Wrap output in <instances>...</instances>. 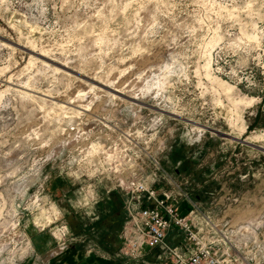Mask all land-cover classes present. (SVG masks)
I'll return each mask as SVG.
<instances>
[{
    "label": "rangeland",
    "instance_id": "1",
    "mask_svg": "<svg viewBox=\"0 0 264 264\" xmlns=\"http://www.w3.org/2000/svg\"><path fill=\"white\" fill-rule=\"evenodd\" d=\"M135 175L264 220V0H0V264L123 263ZM114 191L112 250L82 221Z\"/></svg>",
    "mask_w": 264,
    "mask_h": 264
},
{
    "label": "built area",
    "instance_id": "2",
    "mask_svg": "<svg viewBox=\"0 0 264 264\" xmlns=\"http://www.w3.org/2000/svg\"><path fill=\"white\" fill-rule=\"evenodd\" d=\"M122 183L130 199L126 205L129 219L123 228L122 255L127 259L121 264H145V247H159L163 264H264L263 219L234 226L225 223L222 228L207 214L200 220L196 204L188 214L181 213L176 196L169 190H158L148 178L135 175ZM178 228L186 236L173 245L166 238Z\"/></svg>",
    "mask_w": 264,
    "mask_h": 264
},
{
    "label": "crops",
    "instance_id": "3",
    "mask_svg": "<svg viewBox=\"0 0 264 264\" xmlns=\"http://www.w3.org/2000/svg\"><path fill=\"white\" fill-rule=\"evenodd\" d=\"M122 200L123 196H121V194H118L117 191L112 192L107 199L103 200L98 205V212L101 215V219L97 220L92 225L86 222L84 223V221H82L84 226L82 229L85 232H87L88 227L94 229L97 225L96 230L99 233L98 241H103V243L112 250L116 249L118 245H120V230L113 229V226H115L116 223H119V220H121L119 216V213L121 212L119 206ZM181 233L182 229H172L166 239L168 242L173 243V245H179L181 242L179 239L181 238ZM76 250L77 251L70 252V254L68 253L66 255H59L57 260H60V263H57L56 259L53 261L50 259L51 264H101L99 262H96V258L94 256L87 255L85 252H81L78 249ZM159 252H161L159 247H145L144 253L142 255V261H144L145 264H163L162 259H160V256H158ZM108 262H110V264H117L115 263L114 259L107 261L105 260V263L103 264H109Z\"/></svg>",
    "mask_w": 264,
    "mask_h": 264
}]
</instances>
